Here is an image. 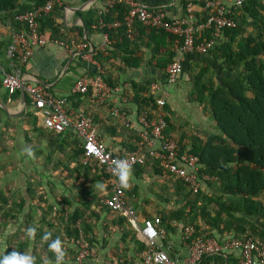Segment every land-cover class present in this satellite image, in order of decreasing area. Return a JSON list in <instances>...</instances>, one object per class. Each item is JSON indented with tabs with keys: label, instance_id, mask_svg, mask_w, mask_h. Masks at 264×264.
I'll return each mask as SVG.
<instances>
[{
	"label": "trees",
	"instance_id": "obj_1",
	"mask_svg": "<svg viewBox=\"0 0 264 264\" xmlns=\"http://www.w3.org/2000/svg\"><path fill=\"white\" fill-rule=\"evenodd\" d=\"M108 1L110 0H98L88 12H78L83 28H74L70 32L78 31L79 42L82 43H85L82 40L83 31L107 36L108 46L104 52H98L94 59L101 66L104 72L102 78L112 92L119 86L125 88L126 84L130 87V92H123V96L129 100L135 114V120L131 122L138 121L143 126L141 117L149 121L159 115L167 124L166 135L174 131L177 133L175 138L180 147V155L187 153L197 157L199 178H210L206 182V192L199 191L194 195L182 180L169 176L170 180L162 193L168 194L169 188H172V194L163 200L168 203L171 197H175L176 204L173 209L158 212L156 217L161 221L160 227L168 231L173 222H185L194 227L197 236L206 231L211 237L216 233L221 238H238L250 233L264 242L263 229L251 220L259 219L264 224V0H247L238 8L234 5L236 0H231V8L229 5L225 6L233 11L231 17L234 28L222 30L217 38H214L213 29L193 36L195 47L207 46L213 41L206 53L195 52L188 55L182 69L183 75L188 70L191 82L188 102L202 107L204 116L214 122L211 131H199L188 121H182L176 128L173 124L177 116L175 112L167 104L163 108L158 107L163 96L158 99L156 91L151 88L153 84H158L155 83L157 78L139 82L122 78L125 68L139 64L131 55L136 47L138 49L145 45V39L149 35L156 43L153 54L160 57L156 67L166 70L175 61L176 54L171 51L175 38L163 30L145 27L137 21L130 29L127 28L124 19L129 7L124 3L107 7ZM48 2H52L51 11L38 19L40 33L46 35L49 44L54 41L63 44L69 42V38L65 36L67 30L63 27V12L66 7L63 0H0V26L12 33H19L25 29V25L17 17L44 7ZM196 3L204 9L203 2ZM184 6H187V1ZM209 12L207 9L201 10L196 15L198 22L205 20ZM9 45L10 41H0V69H3L4 74H11L16 70L23 73L26 63L6 58L5 52ZM192 58L194 59L191 60ZM113 61H121L120 67L112 64ZM12 62L14 66H10ZM106 65H109V69H106ZM166 77L168 78L167 74ZM73 89L69 96L58 97L64 101L62 108L73 122L86 119L90 121L92 132L95 133L96 126L101 129L100 134L95 133L96 140L107 152L110 151L104 144L106 131L114 136L119 128L120 155L110 152L112 156L117 159L143 157L145 163L135 166V173L140 175L150 169L156 175L163 174L159 162L149 155V147L144 141V136L149 132L146 127H142L143 131L136 130L133 126L130 127L127 113L122 119L123 116H119L117 111L110 110V114L105 116L107 130L104 131L100 126V115L95 113V109L98 105H106V102L99 101L92 90L80 94L73 93ZM46 91L51 97L57 98L52 89ZM5 92L4 98L0 99V105L5 108L11 101L20 99V90ZM109 109H112L111 106ZM38 112L28 94L25 110L15 119L0 108V155L14 154L16 143L22 142L28 154L23 156V163L18 162L19 165L30 164L32 159L41 157L46 168L44 171L49 174L46 178H50L51 171L60 174L61 178L71 177L79 196L70 200L44 189V180L38 175L29 179L25 177L24 193L16 185H6L0 190V257L16 251L34 257L35 264H45L57 262L56 254L49 248V244L57 238L62 242L65 259L70 250L67 249L68 246L76 247V243L81 240L89 246L86 236L94 235L96 227L92 224L94 218L99 219L91 207L94 203L101 204L108 197L106 195L101 198L90 186L98 179L109 182L116 178L108 174L99 161L87 157L84 139L74 129L55 133L39 127ZM17 119L20 120L16 121ZM119 119L122 121L121 126ZM21 132L24 134L19 136ZM17 137L19 138L16 139ZM44 139L47 141L46 147L36 144V140ZM9 168L11 173L19 170L14 161L1 163L2 176L9 173ZM60 187L65 188L61 182ZM107 189H112L111 183L107 184ZM110 214L108 212V217ZM152 218L154 217H147L146 220ZM113 223V226L123 230L124 245L130 241L137 246L138 252L144 253L146 244L136 240L129 228L126 229L125 217H119ZM29 228L35 229L34 235H29ZM72 251L75 253L71 258L74 263L78 248L77 252L73 248ZM210 260L212 259H207L202 264H208Z\"/></svg>",
	"mask_w": 264,
	"mask_h": 264
},
{
	"label": "crops",
	"instance_id": "obj_2",
	"mask_svg": "<svg viewBox=\"0 0 264 264\" xmlns=\"http://www.w3.org/2000/svg\"><path fill=\"white\" fill-rule=\"evenodd\" d=\"M97 1L98 0H63L64 4H66L63 12V27L67 30L65 36L69 38V42L65 43V46H61L58 45V43L62 42L54 41L55 43H50L44 48L35 49L33 55L26 63L22 73L25 85L42 84L47 89H52V91H54L53 93H55V97L58 99V97L69 96L73 87L75 86V83L80 79L92 78V76L98 75L99 70L97 65H99V63L96 62L94 58L98 52L105 51L109 42L105 40L104 36L95 33L87 34V32L83 31L82 40L85 41V43H82L79 42L78 31L70 32L74 28H83V21L79 16H77V13L88 12ZM138 1L151 8L164 7L166 16L170 22L183 20L187 15V6L185 7L184 3H186V1L188 2V0ZM222 2L225 5H229L231 0H222ZM195 4L198 3L195 2ZM201 10V6L196 5L194 9L195 16L200 14ZM11 34L12 32L10 30L0 28V41L9 42ZM153 39L154 38L149 35L145 39V45L138 49L137 47L135 48L131 58L135 61H138L139 64L137 65L136 62V67L129 69L125 68L122 78L127 81L135 82L157 78L155 83L160 85V89L156 91V97L159 99L163 92L166 91L168 93L167 105H169L171 111L175 112L177 115L176 120L173 122L176 128L179 127L182 121H188L192 125L195 120L200 119L201 123L199 125L206 126L211 131L210 128L214 125V122L210 120V118L204 116L202 107H199L195 104H190L188 102V91L191 89L189 88L191 86V82L189 80L188 70L186 71L185 75H183L182 70L175 83H169L166 77L168 67L166 66V70L156 67L157 59H160V57H155L153 54V49L155 48L156 44ZM166 43V45H168V48H166L169 49L168 41ZM83 46H86V49H83ZM172 49L171 51H173ZM163 50L164 49H162V51ZM80 51H83V55L82 52L79 53ZM89 52L92 54L91 57H87L86 55V53ZM193 59L194 58L191 60ZM120 62L121 61H113L112 64H114L116 67H120ZM109 65H106V69H109ZM4 75L3 69H0V79H2ZM125 86L126 89L119 86L115 89L117 92H112L111 96L107 98L104 96L101 100L105 101L106 105H98V108L95 109V113L100 115V126H102L104 131L107 130L105 116L110 114V110L117 111L119 116H123L122 119L126 117L124 114L127 113V120L130 122V127L133 126L134 129L143 131V126L138 121L131 122L135 120V114L131 105H129V100L123 96V92H126L130 88L128 84ZM127 92H130V90ZM5 94V90L1 89L0 99H3ZM95 104H97V102ZM20 106L21 104L19 99L18 101H11L6 109L9 113L16 114L20 110ZM110 106L112 109H109ZM19 120L20 119L17 121ZM119 124L120 126L122 125L121 120L119 121ZM38 126L44 128L42 117L39 118ZM96 127L94 129L95 133L100 134L99 131L101 129H97ZM119 130L120 129L118 128L114 136H111L110 133L106 131L107 134L104 139V144L109 148V151L116 155H120V146L118 145L120 143ZM176 134L177 133L174 131L168 134V136L177 137ZM19 143L20 144L16 143L17 149L15 152L17 154H12L13 156L11 155L9 157H14L11 158V160L23 163V156L28 154V152L26 151L24 144L22 142ZM38 143L43 147L47 146V141L45 139L43 141L36 140V144ZM18 153H20L19 156ZM45 169L46 168L42 163L41 157H36V159H32L30 164H20L19 170H17V172H19L20 175L31 174L40 176L44 180V189L54 191L58 196H65L70 200H74L76 199V196H79L78 189L75 188L73 179L71 177H65L63 175L64 178H61L60 174H56L55 172L51 171L50 178L47 179L46 176L49 174L44 171ZM134 169V167L131 168V176L128 181L129 187L124 189V198L126 204L134 210L136 215V224L141 229L143 226V220H146L147 217H156L158 212L175 208L176 198L171 197V200H169L168 203L163 200V198L171 196L169 194H167L169 196H165L162 193V189L170 180L169 176H171L163 169V174L161 175L164 176L162 177L160 174H154L150 169H147V171L141 173L140 175L139 173H135ZM60 182L65 188L60 187ZM206 182L207 181H202L200 183V191L202 193L206 192L207 190ZM108 183L112 184V189L110 190L107 189ZM116 183L117 179H110L109 182H103L102 180L98 179L96 183L90 186V189L94 188L95 194L100 195L101 198L105 197L106 195H108V197L102 200L101 204L94 203L91 207V210L96 213V216H99V219L97 220L94 218L92 224L96 227L94 235L91 237L90 235L86 236L87 242L90 246V255L86 258L85 264H138L141 261L142 255L144 254L138 252V248L134 243L130 241H127L126 245L122 243L123 230L118 226H113V222H115V219L119 217L126 218V229L129 228V230L133 233L132 236H135L136 240H139V242H144V240L125 215H123L121 212L111 211L104 204V201L114 193ZM171 189L172 188H169L168 192H171ZM126 192H128V194L130 193V196L126 194ZM108 212H111L110 217H108ZM251 220L264 231V224L261 220ZM174 224H177V226ZM185 226L190 225L186 224L185 222H173L170 226L171 229L168 231L162 228V230L165 232V238L161 242V248L168 254L170 259L175 262V264H188V249L182 230ZM205 233L208 232L206 231ZM213 235L214 237H211L210 235L209 237L221 243L226 241V239L234 238L226 236L221 238L216 233ZM68 247V250L70 249L72 251L73 248V250L77 252V247L74 245ZM70 250L68 251V254H66V263L74 264L71 258H73L75 253L73 251L71 252ZM240 257L239 251L230 249L217 260H215L216 258H209L212 259L209 261V263L214 262L220 264H240ZM56 263L46 262L45 264ZM253 264L258 263L257 261H254Z\"/></svg>",
	"mask_w": 264,
	"mask_h": 264
},
{
	"label": "built area",
	"instance_id": "obj_3",
	"mask_svg": "<svg viewBox=\"0 0 264 264\" xmlns=\"http://www.w3.org/2000/svg\"><path fill=\"white\" fill-rule=\"evenodd\" d=\"M247 0H236L235 8L242 6ZM195 2H203L204 9L210 10L209 14L198 22L195 16ZM124 3L129 7V11L125 16L124 22L127 28H131L135 21L141 23L145 27L157 30H163L172 35L174 40L173 51L176 54L175 61L167 69L169 83H175L179 74L183 69V62L186 57L192 53L204 54L208 48L213 45V41L207 46H194L193 36L205 30H214V38L221 35L222 30L232 29L235 27L232 19L231 2L228 5L222 0H188L187 15L185 19L174 22L166 21V11L164 7L151 8L138 0H110L107 7L115 4ZM52 8V2H48L44 7L34 9L31 12L18 16L20 23L25 25V29L19 33H12L10 36V45L5 52V56L9 60H17L19 63H27L33 55L35 49L44 48L49 44L45 34L40 33L38 19L41 16L49 14ZM101 23V28H103ZM117 26V25H115ZM96 28V27H94ZM105 40L107 36L104 35ZM55 43V42H54ZM58 45L65 46L62 43ZM86 49V46H83ZM83 51H80L79 53ZM87 57L92 54L86 53ZM85 55V56H86ZM10 66H14L13 62ZM98 66V75L92 78L80 79L75 84L73 93L86 94L92 90L95 97L99 101L105 96H111L112 91L105 84L102 75L103 72ZM36 84V83H35ZM24 86L26 94L29 95L32 104L36 106L37 113L40 118H43L45 129L55 133H62L68 129H74L84 139V150L87 157L94 158L105 168L106 172L117 179L114 188V193L104 201L105 206L114 212H121L125 215L133 227L140 233L146 244V250L138 264H175L170 259L168 254L161 248V242L165 238V232L160 227L161 221L158 217L150 220H143V226L140 229L136 224V215L134 210L129 207L124 198V189L121 187L118 178L114 175V164L118 160H127L131 164V168L140 166L145 163L143 157L131 156L124 159H117L101 147L96 140V135L90 130V121L79 119L73 122L63 110L64 101L51 97L46 91V87L40 84L25 85L24 77L19 70L11 74H5L2 77V88L7 92L19 91ZM152 90L158 91L159 84H153ZM117 92V90H114ZM163 98L159 100V108L166 105L168 93H162ZM50 112V113H49ZM140 122L146 127L149 132L144 136V141L149 147V155L159 162L160 167L171 176L182 180L186 188L196 195L200 191V183L209 181L208 176L199 178L198 176V158L187 153L180 155V147L175 137L167 136V124L157 115L156 118L147 120L142 118ZM177 226V224H174ZM184 239L188 249V264H202L209 258H221L228 250H236L240 252V264H253L257 261L258 264H264V242L256 239L250 233L241 235L238 238H229L224 242H218L209 237L208 233H202L197 236L194 227L185 226L183 229ZM78 248L77 259L74 264H85L86 258L90 255L89 246L81 240L76 243ZM67 259H63L62 264L66 263ZM57 264V263H56ZM209 264H220L210 262Z\"/></svg>",
	"mask_w": 264,
	"mask_h": 264
},
{
	"label": "clouds",
	"instance_id": "obj_4",
	"mask_svg": "<svg viewBox=\"0 0 264 264\" xmlns=\"http://www.w3.org/2000/svg\"><path fill=\"white\" fill-rule=\"evenodd\" d=\"M113 172L114 175L118 178L121 187H129L128 181L131 176V164L127 160L116 161L114 164ZM28 233L29 235H34L35 229L29 228ZM45 238L47 239V236ZM49 248L56 254L57 264H62L65 252L63 250L61 240L59 238L55 239L49 244ZM0 264H35V260L34 257L28 254L12 251L11 253L0 257Z\"/></svg>",
	"mask_w": 264,
	"mask_h": 264
},
{
	"label": "rangeland",
	"instance_id": "obj_5",
	"mask_svg": "<svg viewBox=\"0 0 264 264\" xmlns=\"http://www.w3.org/2000/svg\"><path fill=\"white\" fill-rule=\"evenodd\" d=\"M0 28H2V26H0ZM200 123H201V120L197 119V120L194 121V123H192V126L196 127L199 131H202L203 129H204V131H205V129L209 130L206 126L199 125ZM23 134H24V132H21L19 136H22ZM176 136H177V134H176ZM18 138L19 137H17L16 139H18ZM8 145H11V143H9ZM14 154L16 155V152H14ZM8 155H10V154H8ZM8 155H0V164L1 163H4V164L5 163H9V161H14V160H11V158H14V157H9ZM14 162H16V161H14ZM16 163H17V168H19V163L18 162H16ZM7 171L9 173H7L5 176H2V171H0V177L2 179V180H0V190L3 189L6 185H15L16 184V186H18L24 193L25 190H26L25 177L29 179L32 176L34 177V175H31V174H29V175H25V174L24 175H20L19 172L11 173L10 172V168L7 169ZM163 194L165 196H169L170 194H172V191L170 193L168 192L169 195H167L165 193H163ZM262 200H264V197H262ZM57 212L58 211H56V213Z\"/></svg>",
	"mask_w": 264,
	"mask_h": 264
},
{
	"label": "water",
	"instance_id": "obj_6",
	"mask_svg": "<svg viewBox=\"0 0 264 264\" xmlns=\"http://www.w3.org/2000/svg\"><path fill=\"white\" fill-rule=\"evenodd\" d=\"M20 104H21L20 110L16 114L9 113L8 110L5 107L1 106V105H0V108H2L6 113H8V115L12 119H15L16 116L21 114L26 108V91H25L24 86H22V88L20 89Z\"/></svg>",
	"mask_w": 264,
	"mask_h": 264
}]
</instances>
